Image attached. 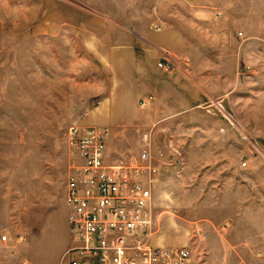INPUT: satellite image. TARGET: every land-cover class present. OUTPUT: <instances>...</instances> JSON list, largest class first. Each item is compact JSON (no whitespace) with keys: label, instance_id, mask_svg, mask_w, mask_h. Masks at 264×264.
Segmentation results:
<instances>
[{"label":"rangeland","instance_id":"obj_1","mask_svg":"<svg viewBox=\"0 0 264 264\" xmlns=\"http://www.w3.org/2000/svg\"><path fill=\"white\" fill-rule=\"evenodd\" d=\"M159 63L194 107L157 102ZM89 126L112 160L147 137L156 243L264 264V0H0V264H63L69 132Z\"/></svg>","mask_w":264,"mask_h":264},{"label":"built area","instance_id":"obj_2","mask_svg":"<svg viewBox=\"0 0 264 264\" xmlns=\"http://www.w3.org/2000/svg\"><path fill=\"white\" fill-rule=\"evenodd\" d=\"M158 67L164 73L171 71L166 64ZM149 100H142L141 107ZM109 136V129L95 126L69 132L71 167L64 201L72 242L62 263L193 264L188 249L163 246L153 239V189L161 172L147 137L137 156L112 160Z\"/></svg>","mask_w":264,"mask_h":264},{"label":"crops","instance_id":"obj_3","mask_svg":"<svg viewBox=\"0 0 264 264\" xmlns=\"http://www.w3.org/2000/svg\"><path fill=\"white\" fill-rule=\"evenodd\" d=\"M163 57H164V55L161 58H163ZM158 69H159V67H158ZM179 71H183V70L180 69ZM179 71H177V70L175 72L170 71L169 73H164L162 71L163 74H169V75H167L168 76L167 79L164 80L160 84V86H153V90H151V92L155 96L157 102H159V103H163V104L167 103L168 105H171L172 107L177 108L179 110L182 107H183V109H190V108L194 107L195 97L193 95L190 97L189 92L185 91L186 89L189 90V86H185V87L180 86L183 84V82L181 81L180 75L176 74V72H179ZM193 82H195V81L193 80ZM180 88L184 89V92H181ZM159 92H160V96H161L160 98L157 96V93H159ZM146 99H148V98H146ZM149 101H148V103H149ZM172 107H170V108H172ZM108 144H109V142H108ZM108 153H109V149H108ZM173 165H174L173 163H169V167H174Z\"/></svg>","mask_w":264,"mask_h":264}]
</instances>
